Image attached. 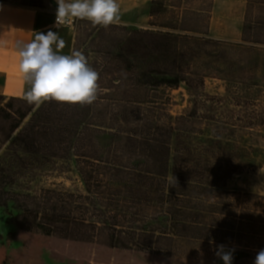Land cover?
Segmentation results:
<instances>
[{
  "label": "trees",
  "instance_id": "1",
  "mask_svg": "<svg viewBox=\"0 0 264 264\" xmlns=\"http://www.w3.org/2000/svg\"><path fill=\"white\" fill-rule=\"evenodd\" d=\"M24 5L43 8L44 1ZM151 5L152 19L169 7L168 0H152ZM260 34L264 20L248 17L237 43L78 21L73 50L81 51L99 74L91 105L49 100L37 107L24 98L0 96V151L5 146L0 211L5 224L22 232L165 256L179 253L183 241L208 237L213 200L228 195L219 185L242 162L257 163L249 154L236 153L239 143L230 136L237 128L217 120L214 112L223 98L203 91L205 79L240 83L243 88L229 91L228 101L253 102L252 82L264 86ZM182 84L190 106L173 116L166 90ZM57 162L75 167L84 190L27 192L21 178ZM0 264H7L4 251ZM25 264L40 263L29 257Z\"/></svg>",
  "mask_w": 264,
  "mask_h": 264
},
{
  "label": "rangeland",
  "instance_id": "2",
  "mask_svg": "<svg viewBox=\"0 0 264 264\" xmlns=\"http://www.w3.org/2000/svg\"><path fill=\"white\" fill-rule=\"evenodd\" d=\"M25 1H0V12L7 13L9 17L20 13L25 15L26 20H34L32 30L20 31L19 35L13 22L0 21V56L12 63L14 54L22 45L34 39L35 32L48 31L58 32L65 41L61 54H71L76 23L85 19L74 18L71 24L57 27L56 0H43V8L29 7L24 5ZM116 2L120 22L114 25L234 43L242 41L246 17L253 21L259 18L264 20V0H168V11L153 19L149 17L152 0ZM161 24L173 28H163L159 26ZM260 35L258 37L264 38V35ZM16 57L20 61L19 55ZM2 82L3 76L0 74V87ZM8 82L10 92L5 93V96H9L7 98H24L27 88L30 89V84L27 86L24 77L18 75L11 74ZM258 82L261 81L252 82L253 102L247 105L228 101V97H231L229 91L241 90L242 84L219 78L205 79L203 91L223 98L214 112L217 120L237 128L236 135L230 136L239 143L236 153L249 154L257 163L253 166L242 160L239 171L219 185L228 195L213 200L216 209L210 221L208 237L201 236V239L189 243L183 241L179 253L165 256L18 231L13 225L5 224L0 211V251H4L7 264H25L29 257L37 259L40 264H223L217 255L220 245L224 246V251H231L232 264H254L256 254L264 249V86L256 85ZM166 95L172 100L169 112L173 116L189 108L191 98L184 84L177 90L167 89ZM71 165L57 162L55 165L51 163L34 168L21 178V183L33 195L42 189L55 188L82 192L84 189L77 170ZM13 233L16 236L10 239Z\"/></svg>",
  "mask_w": 264,
  "mask_h": 264
},
{
  "label": "clouds",
  "instance_id": "3",
  "mask_svg": "<svg viewBox=\"0 0 264 264\" xmlns=\"http://www.w3.org/2000/svg\"><path fill=\"white\" fill-rule=\"evenodd\" d=\"M56 26L69 25L74 18L85 19L94 26L108 27L120 22L116 0H56ZM65 41L58 32H35L34 39L20 47L19 70L30 84L24 99L39 107L54 100L81 106L91 105L99 90V74L79 50L61 54ZM223 264H232L231 251L220 245L217 251ZM254 264H264V249L255 257Z\"/></svg>",
  "mask_w": 264,
  "mask_h": 264
},
{
  "label": "crops",
  "instance_id": "4",
  "mask_svg": "<svg viewBox=\"0 0 264 264\" xmlns=\"http://www.w3.org/2000/svg\"><path fill=\"white\" fill-rule=\"evenodd\" d=\"M3 6V5H2ZM20 14V13H19ZM12 15L9 17L7 13L0 12V21L6 22L10 21L13 22L17 26V34L19 35L20 31H31L34 25V20H26L25 15ZM19 52V51H18ZM18 52L14 54V60L13 62H9L7 59H4L0 56V74L3 76V82L0 87V96L3 97H9L5 96V93H9V82L8 78L12 75H18L23 77V74L19 70V58ZM25 84V82H24ZM24 86V85H23ZM15 98V97H14Z\"/></svg>",
  "mask_w": 264,
  "mask_h": 264
}]
</instances>
